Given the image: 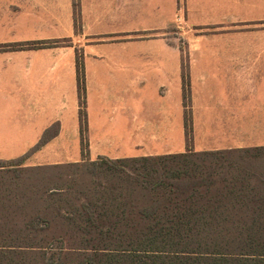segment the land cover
<instances>
[{
  "label": "crops",
  "instance_id": "1",
  "mask_svg": "<svg viewBox=\"0 0 264 264\" xmlns=\"http://www.w3.org/2000/svg\"><path fill=\"white\" fill-rule=\"evenodd\" d=\"M186 6L179 46L174 0H0V160L36 167L264 146V0ZM33 41L61 42L10 46Z\"/></svg>",
  "mask_w": 264,
  "mask_h": 264
},
{
  "label": "trees",
  "instance_id": "2",
  "mask_svg": "<svg viewBox=\"0 0 264 264\" xmlns=\"http://www.w3.org/2000/svg\"><path fill=\"white\" fill-rule=\"evenodd\" d=\"M75 19L79 29L77 2ZM77 66L84 141L81 48ZM184 91L186 99L185 77ZM23 160H0V264H264V146L36 167Z\"/></svg>",
  "mask_w": 264,
  "mask_h": 264
},
{
  "label": "rangeland",
  "instance_id": "3",
  "mask_svg": "<svg viewBox=\"0 0 264 264\" xmlns=\"http://www.w3.org/2000/svg\"><path fill=\"white\" fill-rule=\"evenodd\" d=\"M186 0H174V13L176 14V21H175V25L173 28V32H174V36H175V45H179V46H186L187 42L186 40L182 37V23L183 20L180 18H184L185 14H186ZM147 9H151V7L149 6ZM173 12V11H172ZM144 20H148L149 18L143 17ZM28 174H24L22 176L26 177Z\"/></svg>",
  "mask_w": 264,
  "mask_h": 264
}]
</instances>
